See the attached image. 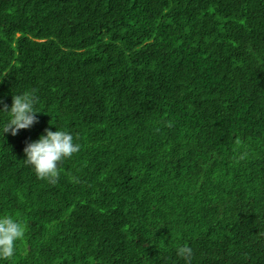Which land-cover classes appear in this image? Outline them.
<instances>
[{"label": "trees", "instance_id": "trees-1", "mask_svg": "<svg viewBox=\"0 0 264 264\" xmlns=\"http://www.w3.org/2000/svg\"><path fill=\"white\" fill-rule=\"evenodd\" d=\"M0 102V264H264V0H0ZM45 129L81 145L54 185Z\"/></svg>", "mask_w": 264, "mask_h": 264}, {"label": "clouds", "instance_id": "clouds-1", "mask_svg": "<svg viewBox=\"0 0 264 264\" xmlns=\"http://www.w3.org/2000/svg\"><path fill=\"white\" fill-rule=\"evenodd\" d=\"M38 102L39 98L33 91L14 95L10 110L7 104L3 106L2 112L8 113L10 117L3 127V133L16 136L21 130L30 129L38 123L39 112L35 109ZM25 143V163L34 167L38 179L46 180L53 185L59 179L58 165L81 150V145L73 142L72 134L62 130L53 132L45 129V135H42L39 140ZM241 143L240 139H236V150L241 147ZM247 155V151H243L234 158L242 161ZM24 235V226L12 216L6 215L0 218V258L7 260L13 257L15 242L23 239ZM177 254L186 261V264H191L193 250L189 246L179 247Z\"/></svg>", "mask_w": 264, "mask_h": 264}]
</instances>
